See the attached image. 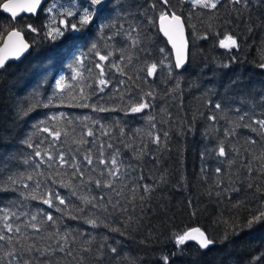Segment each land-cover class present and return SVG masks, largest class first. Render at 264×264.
Returning <instances> with one entry per match:
<instances>
[{
  "label": "trees",
  "instance_id": "obj_1",
  "mask_svg": "<svg viewBox=\"0 0 264 264\" xmlns=\"http://www.w3.org/2000/svg\"><path fill=\"white\" fill-rule=\"evenodd\" d=\"M170 6L181 16L188 46L180 72L169 71L170 52L157 32L159 0H104L79 42L50 41L44 33L50 23L79 18L60 13L91 11L88 0H47L36 14L14 21L0 13V41L16 28L30 45L0 70V234L6 237L0 264H162L165 255L170 264H252L256 257L264 264V221L247 227L264 211V128L254 123L264 120V0H246V6L221 0L215 10L190 0H170ZM29 24L40 34L27 30ZM101 24L109 27L101 32ZM226 34L235 35L239 47H220ZM93 43L100 55L112 53L107 61L89 51ZM81 53L83 63L76 66ZM153 62L157 72L149 77L145 69ZM141 99L150 107L131 112ZM44 128L59 130L60 139ZM61 151L84 177L59 165ZM89 153L94 161L116 156L122 175L114 189L95 185L107 178L100 175L104 165H87ZM143 185L154 191L144 193ZM50 191L65 203L44 204ZM100 196L119 200L127 211L102 212L83 202ZM193 227L214 244L206 250L188 242L177 246L175 238Z\"/></svg>",
  "mask_w": 264,
  "mask_h": 264
},
{
  "label": "snow or ice",
  "instance_id": "obj_2",
  "mask_svg": "<svg viewBox=\"0 0 264 264\" xmlns=\"http://www.w3.org/2000/svg\"><path fill=\"white\" fill-rule=\"evenodd\" d=\"M190 2L194 6H199L201 8H207L215 10L218 6V4L221 2V0H190ZM104 3V0H88V4L91 7V11L89 8H84L82 14L79 11L73 12V11H66L64 13H60V15L69 17V18H75V22H72L69 19H62L59 21V25H55L50 23L48 27V31L44 33V38L50 41H56L60 38L72 40L79 42V39L81 36H84L86 34V30L88 29L89 25H91L94 22V17L97 14V8L95 6L102 5ZM159 3L163 6V10L160 12L159 15V21H160V28L164 32V35L168 37L169 41L172 42V47L175 49L176 58H175V64L174 66L169 67V71L172 70V67L175 69H181L187 62L188 59V50H187V43L184 39L183 35V21L181 20V16L177 15L175 11L171 9L170 6V0H159ZM232 3L235 4H241L244 3L246 6V0H232ZM42 4V0H26L25 3L21 4L17 2V0H9L8 3H5L2 5L3 9L9 13H11L12 18H15L17 16V9L20 10H26L30 13H35L37 9ZM153 8L156 7L155 4L152 5ZM54 10H56V4L53 3L47 11L49 13H52ZM62 26V27H61ZM106 27H109L108 25L101 24L99 26V30L102 32ZM27 30H30L32 33L40 34V30L37 27H34L33 25L29 24L27 25ZM133 32L136 31L135 29L132 30ZM131 36V33H130ZM21 37L20 31H11L7 34V41L5 42L4 48L0 49V70H3L5 67L6 61L9 59V57L19 58L24 52H26L30 45L25 43ZM175 37L179 38V43H177V39ZM17 38V39H14ZM207 38V36L203 37ZM108 39H112V37H108ZM133 46L137 44L136 40L132 41ZM219 46L225 49H233L239 47L237 38L233 34H226L223 39L219 41ZM90 52H95L97 55H99L100 61H107L109 57L112 55L111 52H109L107 55H100L97 50V45L95 43L91 44V47L89 49ZM160 52L163 53L164 50L160 49ZM83 56L84 54L81 53L80 57L74 58V65L80 66L83 63ZM124 57L121 56V60H123ZM131 62V58H129V63ZM160 64L163 63V61L159 62ZM73 65H69V67H72ZM113 67H116V65H112ZM97 68L101 69V75H103V68L100 64L96 65ZM261 67L264 68V64H261ZM158 63L153 62L150 66L146 67L145 71L147 76H154L157 72ZM117 71L124 72L123 68H117ZM75 77H73L74 79ZM65 79L64 76H61L58 80H56V87L57 89H60L63 87L62 81ZM99 83L101 85H106L108 81L104 79H100ZM123 83V81H121ZM102 90V89H101ZM147 97H151L153 94L151 92L145 94ZM81 106H87V105H81ZM150 107V103L146 99H141L140 102L134 104L130 107V111L133 113H140L144 109H147ZM217 109L221 107L220 104L215 105ZM99 111H105L106 109L100 108ZM238 111V110H237ZM50 119H57L55 116L51 117ZM150 120L153 119L152 117L149 118ZM210 119H215V117H210ZM243 119V117H241ZM254 123L259 124L262 128H264V120L254 121ZM44 132H49L52 137H54L56 140H59L61 137V132L59 130L55 129H49L44 128ZM88 136L93 135L91 130L87 133ZM264 134V133H262ZM157 142L159 141V137L157 136ZM254 143V141H253ZM29 147H32L31 144L28 145ZM108 147H111V145H108ZM101 149H103V145L101 146ZM44 155L48 156V160L52 161L53 157L47 153ZM100 157L103 156V151L100 152ZM219 155L225 156V148L223 145L219 147ZM35 156L41 157L42 153L37 150L35 152ZM56 159L59 162V165L61 167L68 165L72 167L73 177L82 178L85 176V172L82 167L76 165V164H69L70 159H74L69 155L68 158L65 157V153L63 151L59 152L56 156ZM84 160L87 162V165L92 166L94 164L98 165H104V169L100 171L101 176H105L107 179L102 181L100 179H96L94 181L95 185L99 187H104L108 189H114L115 183L121 179V168H120V162H118L115 155L112 156L111 160L108 161L103 158H98L97 160H93L91 154L84 156ZM51 166V165H50ZM92 171H95V168L93 167L90 169ZM217 173L221 171V169H216ZM252 169L249 168V172H251ZM31 179V177H29ZM143 179V177H141ZM90 182L91 178H90ZM64 187H68L67 184L63 185ZM39 187V184L37 185ZM249 187H252V185H249ZM143 192L150 194L152 191H154V188H152L150 185H143ZM117 195H120V193H117ZM216 195L219 197L221 195L220 192H217ZM135 199V197H133ZM58 199L60 204H64L65 200L59 197V193L56 192H49L48 198L43 200L44 204L49 205L50 207H53V200ZM144 197L141 196V200L143 201ZM107 198L105 196L100 197H91V198H83V202L85 205L90 206L93 209H96L98 211L102 212H108L109 209L112 211H121L126 212L127 208L120 207V201L117 200L115 203H113L111 200H107V203L105 201ZM59 210V209H57ZM83 211V209H82ZM194 214V213H193ZM32 220L35 221L36 217L33 216ZM47 220L51 221L53 220V216L51 214H47ZM129 220H131V217H129ZM264 221V211H260L258 214L253 215L251 219L248 220L247 227L251 228L253 225L258 224L260 222ZM87 223L92 224L93 226H97V220L96 219H89L87 220ZM32 228H37V225L35 223H32L30 225ZM9 232L13 231L11 225H6ZM127 227V225H126ZM17 232H19V228L15 229ZM111 231L119 232V227L111 228ZM227 238V235L226 237ZM6 237L2 234H0V240H4ZM9 241H11V237H7ZM66 239V237H65ZM177 246L184 245L189 240H194L198 242V246L202 250H206L209 248V246L214 244L213 239H208L205 232L202 231L200 228H191L188 231L184 232L183 235H179L175 238ZM104 245H101V248H103ZM31 250V249H29ZM61 251H64V248H60ZM110 251L112 253H116V248H111ZM9 257L13 255V253H7ZM176 254H173V259L175 258ZM99 259H103V257H99ZM260 257L254 258L252 261V264H257V262L260 260ZM162 264H170L169 256L165 255L161 257Z\"/></svg>",
  "mask_w": 264,
  "mask_h": 264
},
{
  "label": "water",
  "instance_id": "obj_3",
  "mask_svg": "<svg viewBox=\"0 0 264 264\" xmlns=\"http://www.w3.org/2000/svg\"><path fill=\"white\" fill-rule=\"evenodd\" d=\"M46 1H47V0H42V4L40 5V7H41ZM8 2H9V0H3V1L0 3V13H1L2 15L6 16V17H7L8 19H10L11 21H14L16 18H19V17L22 16V15H24V16L34 15V14H36V12L40 9V7H39L35 13H30V12H28V11H26V10H20V9H17V16H16L15 18H12L11 13L5 11V10L3 9V7H2L3 4L8 3ZM17 2L23 4V3L26 2V0H17ZM156 28H157V32H158L159 36L163 39V41L165 42V44H166V46H167V48H168V50H169V52H170L171 62H172V65L174 66V64H175V58H176L175 49L172 47V42L169 41L168 37L164 35V32H163V31L161 30V28H160L159 16H158L157 19H156ZM14 30H15V31H19V30H17L16 28H11V29H9V30H7V31L5 32V34L3 35V37H2V39H1V41H0V49H3V48H4L5 42L7 41V34H8L9 32H11V31H14ZM183 35H184V39H185V41H186V43H187L186 35H185L184 25H183ZM175 38L177 39V43H179V38H178V37H175ZM14 39H17V38H14ZM20 39H22L25 43L29 44V43L24 39L22 33H21V37H20ZM187 47H188V46H187ZM29 50H30V47H29V49H28L26 52H24L19 58H14V57H11V56H10L9 59L6 61L5 65H6L7 63H9V62H15V61L20 60L23 56H25V55L29 52ZM184 67H185V65H184L181 69H175L174 67H173V68H174L175 71L180 72ZM149 77H151V76H149ZM193 228H195V227H193ZM189 229H191V228H189ZM189 229L185 230L184 232L188 231ZM184 232H183V233H184ZM183 233H182V235H183ZM187 242H188V243H192V244H194L195 246H197V247L199 248V246H198V242H197V241L189 240V241H187Z\"/></svg>",
  "mask_w": 264,
  "mask_h": 264
}]
</instances>
